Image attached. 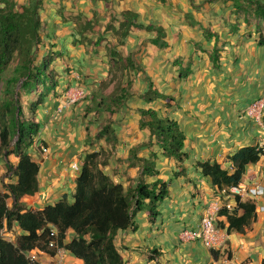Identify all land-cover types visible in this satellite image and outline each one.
Here are the masks:
<instances>
[{
  "label": "trees",
  "instance_id": "trees-1",
  "mask_svg": "<svg viewBox=\"0 0 264 264\" xmlns=\"http://www.w3.org/2000/svg\"><path fill=\"white\" fill-rule=\"evenodd\" d=\"M189 1L194 6V0ZM241 1L246 4L245 7ZM43 2L28 0V4L18 10L14 0H0V93L3 94L0 105V156L15 155L19 159L15 167L8 165V171L14 175L16 182L7 185L5 193L0 192V231L17 226L22 232L16 242L0 237V264H41L32 257V252L55 257L60 249L68 251L83 264H124L115 246L117 234L127 230L136 232L138 225L135 219L139 212H148L150 222L154 223L159 215L158 205L169 196L166 182L160 179L150 183L147 181V178L159 175L156 153H152L149 158H139L138 153L143 148L157 145L164 157L184 162L187 159L184 152L186 136L176 120L160 117L153 109H138L137 113L141 117L139 128L148 130L150 135L148 143L133 147L124 161L129 167L140 166L138 184L134 189H125L104 172L103 168L109 165V161L101 162L100 158L105 151L100 150L88 153L84 158L72 203L65 196L54 205L35 211L21 203L25 196H34L39 192L40 173V165L27 152L40 126L25 118L21 95L38 94L36 101L30 104V111L35 113L59 86L56 73L50 68L54 59L45 57L37 64L36 52L41 44L43 28L40 16ZM234 6L245 15H253L260 23H264V0H236ZM120 16L118 27L113 25L114 18H111L105 28L115 36L117 42V46L107 52L112 63L111 75L116 79V84L109 96L94 95L89 109V112L109 114L110 120L97 139L105 138L112 146H115L118 139L112 129L111 118L134 97V82L130 73L143 72L134 56L125 57L117 50L118 47L126 46L134 30L155 34L150 43L158 49L169 47L167 32L163 27L140 23V15L133 11H123ZM193 17L191 13L185 15L189 25L199 26L205 38H215L217 44L219 37L205 29L201 23L195 22ZM245 21L249 22L247 16ZM95 25L93 19L87 20L84 26L79 27L81 37L85 38V31H94ZM231 29L234 30V26ZM103 41L101 38L97 45ZM259 44L264 46V41ZM211 53L214 65L218 67L216 62L219 49L215 46ZM176 64L180 67L181 75L187 78L190 75V64L185 68L180 60ZM147 82V91L140 95L145 103L172 100L155 89L151 79L147 78ZM263 157L264 148L246 146L229 157L231 169L223 168L216 161L198 162L197 168L204 177L210 179L216 189H222L243 183L247 167L258 164ZM10 198L13 200L12 208L7 205ZM236 200L237 207L232 212L224 209L219 214L226 218L227 227L222 224L221 227L226 228L228 234L250 229L257 221L256 204L252 201L241 202L240 198ZM69 231L74 233V237L67 242ZM261 264H264V260Z\"/></svg>",
  "mask_w": 264,
  "mask_h": 264
},
{
  "label": "crops",
  "instance_id": "crops-1",
  "mask_svg": "<svg viewBox=\"0 0 264 264\" xmlns=\"http://www.w3.org/2000/svg\"><path fill=\"white\" fill-rule=\"evenodd\" d=\"M187 13L190 11L185 10L182 31L176 32L175 16L174 21L170 24V31L173 34L169 36L168 33V42L170 45L172 44L173 49L179 43L182 33L187 38L192 37L186 31L187 27L191 26L185 19ZM196 21L203 24L200 19ZM188 40L190 42V39ZM185 43L186 37L179 44L182 49ZM200 43L201 40L192 42L193 46L199 49L198 52L183 50L179 53H172L177 55L175 61H182L183 68L190 64L191 70L190 75L184 78L179 67L176 81L171 82L168 87L167 94L172 100H168L165 107L160 105V101L147 104L138 99L141 101L140 109H153L160 117H169L178 122L186 136L184 152L187 154V159L184 162L168 159L163 156L157 145L139 151V158H149L152 153H156V169L159 171V175L147 178V181L150 183L160 179L166 182L169 196L158 205L159 215L154 223L150 222L148 212H139L135 219L138 230L136 232L132 230L120 231L117 234L115 246L121 254L124 264H261L264 260V213L257 214V221L250 229H242L232 234H228L226 228L221 227V224L227 227L226 218L218 215L216 223L221 242L213 250L207 249L202 241L184 242L181 240L184 231L199 229L201 219L210 205L217 201L221 204L228 202L224 196L220 195V189H216L210 179L201 174L197 163L216 161L223 168L231 169L230 156L243 147H259L264 143V131L253 119L246 116V109L254 99H264V61L259 63V60L264 59V54L259 52L226 53L223 55L226 56V59L218 58V62H216L218 67H216L213 57L211 58L212 51L205 52L204 46ZM215 43L214 38L212 49L215 47ZM220 59H229V61H226L224 67L220 68ZM241 60L251 62L239 63L238 66L237 61ZM227 65H234L238 69L237 71H235L236 68L229 69L228 67L226 69ZM219 71L221 73L217 74ZM53 98L55 96L46 100L45 105L39 111L40 116L47 115V112L50 111L53 112L57 105V101ZM137 98L139 96L133 97L127 103L125 110L122 109L118 112L120 115L117 113L118 115L111 118L112 129L118 139L113 147L123 143L121 136L115 130L116 120L124 119L123 116L129 110L128 108L134 109L132 104ZM137 115L139 116V114ZM140 118L139 116L137 122H131L128 125L136 131L134 136L127 138V142H124L129 146L121 157L125 160L133 147L146 142L149 138L148 130L139 129ZM41 123L43 122L41 121ZM91 136L88 133H84L82 137L75 134L66 136L63 134L49 143L48 138L51 137L48 134V137L43 140L49 144L50 148H47L46 154L38 155L40 156L39 160H35L31 154L34 146L28 148V153L40 165L39 192L34 196H25L21 203H24L32 211L54 205L65 196L68 202L72 203L76 191V181L86 154L100 150L107 152L110 158L109 165L103 168L104 172L115 183H119L115 173H118L117 168L119 167L121 174L123 167L127 173L123 176L125 183L122 178H120V183L125 188L129 186L134 189L138 184L140 166L128 167L127 163L123 166L121 164L116 166L117 163L113 164L111 159L115 156L108 152L112 151V145L105 138L103 140L107 147L100 140L99 146L95 144L98 146L97 150L93 146L94 150L82 154V150L84 152L92 148ZM121 153V149H119V154ZM63 154H68V157L74 156L71 160L79 157L78 161L72 162V165L79 166L76 167L79 168L78 171L71 168L64 169V164L68 165L66 161L69 160L66 157H61ZM10 158L15 159L16 162L13 165L16 166L18 158L15 155H11ZM1 170L0 177L1 174L6 175V170ZM113 170L115 172L111 174ZM244 179L250 181V185L264 188V157L258 164L247 167ZM135 180L136 182H134ZM73 237L74 233L69 231L67 242H70ZM32 253V257L41 264H83L68 251H64L60 258L40 254L37 251Z\"/></svg>",
  "mask_w": 264,
  "mask_h": 264
},
{
  "label": "rangeland",
  "instance_id": "rangeland-1",
  "mask_svg": "<svg viewBox=\"0 0 264 264\" xmlns=\"http://www.w3.org/2000/svg\"><path fill=\"white\" fill-rule=\"evenodd\" d=\"M14 1L17 3L18 10H20L22 6L28 4V0ZM234 1L236 0H194V6H192L189 0H164L162 2L160 0H110L108 3H95L92 0H44L43 8L40 11L43 28L41 31V44L36 52L37 64H40L45 57H52L54 62L50 65V68L55 71L59 86L55 92L48 97L50 99L51 96H55V98H53L57 101L55 109L53 112H47V115L45 114L43 116L39 115L42 106L39 107L38 111L35 113L30 111V104L32 101H36L38 94L29 96L23 93L21 95V104L25 118L37 122L38 124L40 123L39 126H42H40L38 135L34 138L33 145L29 147L30 149L34 146L31 152L33 158L39 160L40 156L38 155L48 152L47 148H50L49 144L43 140L48 137V134L49 137H51L48 138L49 143L63 134L64 136L67 134H75L78 135V137H82L84 133L92 135V148L84 152L82 150V154L94 149L97 150L100 140H102L101 143L107 147L103 138L97 139V136L108 124L107 121L110 120V116L105 113L98 114L89 112V109L92 107V98L94 95L109 96L113 92L116 84V79H113L112 77L114 76L111 75L112 63L109 56H107V52L109 49H113L117 46V42L115 36L111 32L105 30L111 18H114L112 21L113 25L118 27V23L121 19L120 15L123 11L129 10L136 12L140 15L138 20L140 23L145 25L154 24L163 27L167 32L166 40L168 41V33L169 36L173 34L170 31V24L174 21V16L177 21L176 32L178 33L183 29V15L185 10H188L193 14L195 22H197V19L202 20V26L220 38L218 43H215L216 48L219 49L218 58L226 59V56H223L226 53L240 54L243 52H259L264 54V46H260L259 44L261 41H264V23H260L253 15H245L243 11H238L236 6H234ZM240 3L244 5V7L246 6L244 2L241 1ZM175 7H177V9H175ZM174 10L176 11L173 15ZM246 16L249 22L245 21ZM89 19H93L96 25L94 31H85V38H83L79 32V27L84 26L85 22ZM197 23L200 22L198 21ZM232 26H234V30L231 29ZM236 27H238V31L235 32ZM186 31L190 33L192 37L187 38V36L182 33V37L179 39V43L174 49L173 46H171L172 44H169V47L164 50L154 47L150 43V40L155 34H149L139 30H134L131 33L125 47H118L117 50L125 57L133 55L137 63L142 66L143 72L130 73L131 79L134 82V97L139 96V98L134 100V105L132 104L134 109L128 108L129 110L125 112L123 117L126 120H116L117 122L115 123V130L117 134L121 136V141L123 143L116 147L111 146L112 151L110 150L108 152L112 155L114 154L115 157L111 159V161L113 164L117 163L116 166L120 164L122 166L125 165V159L121 157H123V154L126 153V149L129 147L125 144L127 142L126 139L134 136V132L136 131L128 125H130L131 122L138 121L140 115H137V111L140 109L139 107H141V101L138 99H140V95L144 94L148 89L147 78L151 79L155 89L166 95L169 85L171 82L176 81L179 75V65L176 64L177 60L175 61L177 55L172 53H179L183 50L198 52L199 49L192 44V42L198 40H201L200 44L204 46L203 50L205 52L213 51L215 48H211L214 43V38H205L203 31L198 26H189ZM185 37L186 43L182 49L179 44ZM101 38L104 39V41L102 44L97 45V42ZM188 39H190V42ZM88 40L91 41L90 44H88ZM219 61L221 68V66L224 67V63L229 61V59H220ZM263 61L264 59L259 60V63H263ZM237 62L239 66V63H250L251 61L241 60ZM228 67L229 69L236 68L234 65L225 66L226 69ZM237 69L238 68H236L235 71H237ZM252 69L253 67L251 70ZM218 73H221V71L217 72V74ZM77 90L83 91L86 96L77 104L71 105L68 102V94ZM166 96H168V94ZM2 98L3 94L0 93V105ZM261 100L264 101V99L256 98L250 104ZM159 101L160 105L165 107L168 100ZM118 114H114L112 117ZM41 121L43 123H41ZM40 141H42V143H40ZM148 141L149 138L144 143H148ZM93 146H95L94 149ZM29 149H27V152ZM44 149L47 150V152H44ZM119 149H121V154H119ZM67 155L68 154H63L61 156L69 160L66 161L68 165L64 164V169L71 168L78 171L79 168H76L78 165H72V162L78 161L79 157L71 160L74 156L68 157ZM100 159L101 162L102 160H110L107 152H103ZM15 162L14 158L0 156V170H6V175L1 174L2 176L0 177L1 193L6 192L7 185L16 182L14 175L8 171V165L15 167L13 165ZM117 169L118 173H115V176L118 177L117 180L120 183V178H122L123 183H125L123 176H125L127 172H125L122 167L121 175L119 173V167ZM114 172L115 170L111 171V174H114ZM134 182H136V180ZM243 183L247 186L250 185V181L247 179H244ZM7 205L9 208L13 207V200L11 198L7 201ZM20 235L21 230L17 226L13 227L11 230L3 229L0 231V237L7 241L16 242ZM56 256L60 258L61 255L57 253Z\"/></svg>",
  "mask_w": 264,
  "mask_h": 264
},
{
  "label": "built area",
  "instance_id": "built-area-1",
  "mask_svg": "<svg viewBox=\"0 0 264 264\" xmlns=\"http://www.w3.org/2000/svg\"><path fill=\"white\" fill-rule=\"evenodd\" d=\"M85 94L81 90L70 92L68 94V102L71 105L77 104L85 98ZM246 116L253 119L264 131V101H255L246 109ZM259 147L264 148V143ZM44 152L47 150L44 149ZM220 195L224 196L227 203L219 201L210 205L205 211L201 219L200 227L196 231H184L181 235V240L184 242L202 241L204 246L209 249H215L221 242L220 232L217 227V217L224 209L231 212L237 207L236 198H240L241 202L252 201L256 204L257 214L264 213V188L258 185L239 184L238 186L225 187L219 190ZM52 235H55L53 233ZM64 249H60L58 253L62 255Z\"/></svg>",
  "mask_w": 264,
  "mask_h": 264
}]
</instances>
